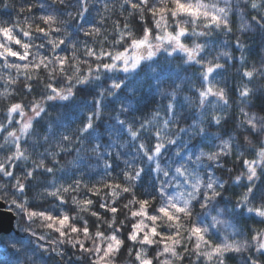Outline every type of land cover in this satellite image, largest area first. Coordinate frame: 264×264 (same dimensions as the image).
<instances>
[{"label": "clouds", "instance_id": "9594fccd", "mask_svg": "<svg viewBox=\"0 0 264 264\" xmlns=\"http://www.w3.org/2000/svg\"><path fill=\"white\" fill-rule=\"evenodd\" d=\"M0 264H264V0H0Z\"/></svg>", "mask_w": 264, "mask_h": 264}]
</instances>
